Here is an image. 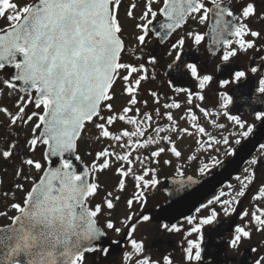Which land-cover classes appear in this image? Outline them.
<instances>
[{"label": "snow or ice", "instance_id": "6c2138e0", "mask_svg": "<svg viewBox=\"0 0 264 264\" xmlns=\"http://www.w3.org/2000/svg\"><path fill=\"white\" fill-rule=\"evenodd\" d=\"M122 6L124 18L136 21L132 48L124 36ZM0 20L5 21L0 27V115L4 117L0 121V219L6 221L0 223V264H88L89 254L106 258L122 242L129 249L123 252L124 264H174L170 254L160 259L149 255L145 240L134 237L136 225L152 217H137L133 205H140L142 212L145 193L159 184L157 168L150 165H171L170 159H160L166 152L182 157L177 141L183 135L207 136L209 148L223 145L225 157H238L247 148L245 141L264 130V65L248 70L231 67L241 52L264 53V30L251 26L253 20L264 24V0H144L142 7L132 0L127 6L123 0H0ZM195 24L208 25L209 31H197ZM180 29H185V35L168 47L172 59L167 69L176 73L175 79L190 76L199 91L176 87L172 79L167 83L174 93L184 94L196 133L178 126L170 111L182 107L175 97L161 104L158 91L151 90V111L149 100L139 99L143 83L155 78L159 65L158 56L145 51L149 39L155 36L162 43ZM206 35L213 46L224 49L220 64L226 66L227 78L218 80L226 90L217 91L215 113L194 103L205 101L204 90L213 83L214 74L182 59L186 38L199 46ZM260 58L264 60V54ZM257 73L261 75L254 79ZM117 81L128 97L119 111L112 103ZM244 96L253 122L232 114L235 99ZM194 109L205 118L223 116L235 130L217 139L199 123ZM211 123L221 130L228 127L216 120ZM86 124L96 130L97 142L109 143L85 165L78 141ZM120 124L130 125L131 130ZM28 125L31 130L26 133ZM149 148L148 154L134 155ZM259 148L261 156L248 160L242 180L237 177L241 189L234 197L222 199L225 193L221 192L209 199L195 209L197 213L205 209L206 214L184 217L187 227L161 225L169 233L184 232L181 264H238L245 241L252 239L253 232H264L261 184L253 197L258 203L240 213L246 223L229 225L227 238L219 244L209 239L222 235L220 211L210 206L219 205L225 217L236 213L234 205L254 183L257 166L264 164V143ZM76 162L83 168L78 169ZM224 164L218 155L210 156L198 171L208 176L212 168ZM107 171L119 179L101 202L92 204L103 189L98 174ZM178 172L184 175L182 168ZM127 179L133 181V192L126 200L127 214L116 221L112 212L122 197L114 193L127 191ZM110 232L123 240L113 239ZM250 251L256 254L252 264H264V252L257 247Z\"/></svg>", "mask_w": 264, "mask_h": 264}, {"label": "flooded vegetation", "instance_id": "af4514ba", "mask_svg": "<svg viewBox=\"0 0 264 264\" xmlns=\"http://www.w3.org/2000/svg\"><path fill=\"white\" fill-rule=\"evenodd\" d=\"M132 2H135L138 6L142 7L144 0H132ZM129 3V0H123L124 6H127ZM138 10H134L136 12ZM120 18L123 21L124 24V36L128 43V46L130 48L135 47V40H134V24L136 21L131 19H125L124 18V7L122 6L121 12H120ZM159 19V17H158ZM189 23H193L192 21H189ZM5 21L0 20V27L4 26ZM251 26L254 29L264 30V24H262L260 21L253 20L251 22ZM195 30L200 32L207 33L209 31L208 25H194ZM187 28V25L185 26ZM185 35V29H180L176 33H174L169 39L165 40L164 42H159L158 38L155 36H152L149 41L147 48L145 51H152L154 54L158 56L159 65L156 67V76L154 79H149L148 81L144 82L142 85V91L140 93L139 99L149 100L148 110H152V103H151V97L149 96V92L151 90H156L160 94L161 97V104L170 102L171 97H175L177 100H179L182 104L181 109H171L170 111L173 113V116L176 120L179 121V127L180 128H189V130H194V128L191 127V125L194 123L191 119V115L187 114V105L183 103L184 100V94H176L172 91V89L169 87L167 81L169 79L173 80V83L176 87H185L192 89L194 91H199L198 88H196L195 81L190 76H185L183 79H175L176 73L173 70H168L167 65L171 61L172 57H169L167 55L168 47L171 43L175 42L177 39L180 38V36ZM224 49L222 47L213 46L210 41V37L208 35L205 36V41L202 42L199 46H195L192 43V40L190 38H186L185 47L183 50L182 59L188 62L197 63V65L200 68L205 69L206 74H214V81L213 83L207 87L204 92L206 95V99L203 102H200L198 100L194 101V103L200 104L201 107L206 108L209 112L215 113L218 108V95L217 91H225L226 89H222L219 87L218 80L227 78L224 75L223 69L226 67L225 65L220 64V58L223 54ZM264 53H261L257 50H249L247 53H239L236 58H234L231 61V67H233L236 70H248L253 66H260L264 65V60H261V55ZM127 58V57H125ZM219 66V69H218ZM150 71L152 66L148 65ZM166 71L168 72L167 75H165ZM261 75V73H257L254 79H258V77ZM118 84V92L117 95L123 94L122 92V85L120 81H117ZM124 96L128 99L127 95L124 94ZM141 109L143 111V106L141 105ZM161 111H164L161 109ZM194 112L199 117V123H201L207 130L208 133H210L212 136H215L217 139L221 138V135H228L229 131L235 130L234 126L231 125L230 122H228L223 116H216L213 115L209 118H205L203 113L199 112V109H194ZM232 114L240 115L242 119L248 120L249 122H253L254 117L252 115V109L247 104V97H240L239 99H235V103L232 106ZM182 116H186V119H181ZM4 117L0 115V121H3ZM211 120H216L218 123H225L228 125V127L224 130L218 129L214 127L211 123ZM166 120H162L161 123H165ZM31 125H28L25 129V132H30ZM261 132L264 135V130H261ZM96 130L92 127L91 124H86L85 130L81 136V139L78 141V150L79 154L81 155L82 160L84 161V164H90L93 160L96 151H98L101 147L104 146L103 143L97 142L95 139ZM198 136H201L198 133ZM252 137L249 138V141ZM208 137L207 136H201V139L195 140L194 143H189L188 148L192 149L194 152H208L209 155H198L195 153V159H187V160H179L177 162L179 165L178 167H189L191 169H182L184 172V175L187 174H193L196 176H201L199 171L197 170L199 167L202 166V163H208L210 156L218 155L220 158L224 159L225 161L230 160L232 157H225L224 156V146L223 145H213L212 148L208 147L207 143ZM249 141H245V143H248ZM261 143H264V136L262 140L259 142L257 148L255 149V152L251 155L249 158H256L258 155H261V150L259 148V145ZM216 149H219L217 151ZM43 149H40L36 153V158L39 159L41 157ZM88 153H91L92 155H88ZM197 157V158H196ZM260 157V156H259ZM248 162V161H247ZM245 163L243 167L241 168L239 174H237L235 177L230 178L227 182H225L218 190H215L211 194H209L202 202V204H206L209 199H213L215 196L220 195L221 192L225 193V196L222 197V199H230L235 196V193L241 189V183L237 180L238 176H241L242 171L245 167L248 166V163ZM174 161H172L171 165H162V171L156 172V178L159 180V184L155 186L154 188H149L147 192L145 193L147 197V203L143 207V211H140V205L134 204L132 211L137 213V217L139 215L148 214L152 217V219L148 222H141L136 225L137 231L133 234L135 238L137 239H143L146 242V245L149 248L148 254L156 259H160L162 255H171L174 257V264H181L183 259V251H182V241L184 237V232L175 233V232H166L161 228V225L164 223L168 224H184L185 227H187L186 222L184 220H181L177 223H169V221L166 220H160L159 217H157L158 212L161 208L165 207V205L168 202V194L166 192V188L169 184V177L171 175L181 176L177 171H170L169 168L174 167ZM258 167L264 168V164L257 166V174H258ZM218 167L212 168L210 173H214ZM107 178L105 176V172L101 177H98L99 180L102 182L104 179ZM112 181L115 179H119L118 176L114 178H108ZM261 179V176L256 175V179L254 183L249 187V190L246 191L245 197L239 198L240 204L236 205V213L232 214L231 216L225 217L221 211V208L219 205H212L210 207H216L218 211H220V220L222 224H227L228 222H232L233 220L237 221V225H243L246 222L245 220L240 219V213H242L244 210L251 211L253 208V205L257 204V201L253 199V197L257 194V191L255 190V183H259V186L261 184H264V181L259 182ZM8 180H11V173L9 174ZM127 185V191L123 193L117 192L118 195H121L122 199L117 202L116 208L112 212V219L119 221L120 215L125 216L127 214V206H126V200L130 197V195L133 192V181L131 179L126 180ZM103 186V185H102ZM3 188H7V183L3 186ZM104 186L103 189L99 192V194L93 198L92 204L101 202L102 197L104 196ZM17 195L19 196L20 193L17 192ZM200 205L198 207H200ZM197 207V208H198ZM206 214L205 209H201L200 213H197L195 210L191 215H203ZM137 217L133 218V223L136 222ZM101 223H103L102 216L100 217ZM3 219H0V223H5ZM117 226H121L119 223ZM127 231V229H125ZM109 235L113 239H121L123 240V236L117 237L115 233H109ZM225 238H222L221 241L218 242L221 243ZM264 241V240H263ZM264 244V243H263ZM262 245V240L259 238V233L253 232L252 239L250 241H245L242 251H246L247 254L252 255V261L255 258V253H252L250 251L251 247H258ZM129 249L124 246L123 242L120 246H113L112 251L110 255L106 258H101L98 254H89L88 256V264H124L123 262V252L128 251ZM252 264V263H251Z\"/></svg>", "mask_w": 264, "mask_h": 264}, {"label": "water", "instance_id": "95a60500", "mask_svg": "<svg viewBox=\"0 0 264 264\" xmlns=\"http://www.w3.org/2000/svg\"><path fill=\"white\" fill-rule=\"evenodd\" d=\"M263 136L261 131L253 135L251 140L247 143L246 150L240 153L238 157H233L232 160L225 162L224 166L218 167L214 174L203 177H195L193 175L177 178L175 176L171 177L169 181L170 184L167 188L168 204L159 210L157 217H159L160 220L175 223L184 220L185 216L191 215L209 194L221 187L224 182L239 172L241 166L249 159ZM76 163L78 169L83 168V165L79 162ZM189 177H191V179H189ZM181 184L183 187H181ZM229 225H232L234 228L236 222H228L227 224L221 223L219 229L222 235H214L209 237V239H214V242L218 244L222 238H227ZM242 253L238 264H250L251 255H246V252Z\"/></svg>", "mask_w": 264, "mask_h": 264}, {"label": "rangeland", "instance_id": "374dc122", "mask_svg": "<svg viewBox=\"0 0 264 264\" xmlns=\"http://www.w3.org/2000/svg\"><path fill=\"white\" fill-rule=\"evenodd\" d=\"M21 2H22V0H21ZM114 90H115V98H114V100L112 101V103L114 104V107L116 108V110L117 111H119L123 106H125L126 105V102H127V98L124 96V94H119V95H117V92H118V84L116 83L115 85H114ZM160 123H161V121H160ZM119 127H128L129 128V130H131V126L130 125H125V124H120V125H118ZM190 131H192V132H194V133H196V131H194V130H190ZM181 135H183V134H181ZM175 138V137H174ZM199 139H201V136H198V133H196L195 135H192V136H188V135H183V139H181V140H178L177 141V147L179 148V150L182 152V157L180 158V159H177L171 152H166L165 154H162V156H161V160H164V159H170L171 161H174V162H176V163H174V167H171V168H169V170L170 171H177L178 169H180V168H182V169H191V168H189V167H178L177 165H179L177 162H179V160H187V159H191V157H195L196 155H195V153H197L198 155H205V156H207V155H209L210 153H208V152H194V151H192V149H189L188 148V144L189 143H192V144H195L194 143V141L195 140H199ZM107 143H109V141H104L103 142V144H104V146L107 144ZM155 146H152V148H154ZM152 148H149V149H147V150H144V149H142L141 151H140V153H134V155L135 154H148L151 150H152ZM259 156H261V155H258V157ZM197 158V157H196ZM162 165L163 164H160V165H150L151 167H156L157 168V170L158 171H162ZM248 167V166H247ZM246 168V167H245ZM199 169V168H198ZM197 169V170H198ZM244 170V169H243ZM261 170V169H260ZM259 170V171H260ZM264 170V169H263ZM104 173H100V174H98V177H101L102 175H103ZM242 175L240 176L241 177V180H242V178H243V175H244V172L242 171V173H241ZM105 176L107 177V178H105L104 179V181L102 182L101 180H99V182L101 183V185H103L104 186V193L106 192V191H112L113 190V188H114V186H115V184H116V182H117V180L115 179L114 181H112V180H110V179H108V178H114V177H116V175H114V172L113 171H107V172H105ZM238 181H240V180H238ZM240 183H241V181H240ZM241 186V185H240ZM250 187H251V185H250ZM114 194H117V193H114ZM241 201V200H240ZM257 203H258V201H257ZM235 207H236V205H234ZM123 214H121L120 215V218L121 219H123L125 216H122ZM102 219L104 220V217L102 216ZM121 219H119V220H121ZM244 223H246V222H244ZM259 238H260V240H262V245L261 246H258L257 248H259L262 252H264V232H260L259 233ZM255 256H256V254H255Z\"/></svg>", "mask_w": 264, "mask_h": 264}]
</instances>
